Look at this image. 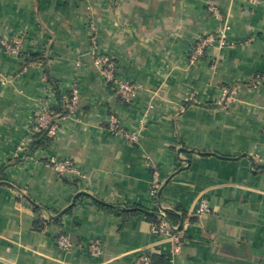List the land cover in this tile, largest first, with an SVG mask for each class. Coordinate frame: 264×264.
Returning <instances> with one entry per match:
<instances>
[{
    "label": "crops",
    "instance_id": "obj_1",
    "mask_svg": "<svg viewBox=\"0 0 264 264\" xmlns=\"http://www.w3.org/2000/svg\"><path fill=\"white\" fill-rule=\"evenodd\" d=\"M208 2L233 46L191 62L217 26ZM17 36L18 55L6 53L1 43ZM94 52L142 86L130 105ZM257 73L264 0H0V264H264V86L245 85ZM73 86L75 119H58L56 136L28 151L46 88L61 104ZM233 86L236 100L212 107ZM111 114L138 144L107 131ZM50 156L74 168L56 172ZM60 234L85 249L61 251Z\"/></svg>",
    "mask_w": 264,
    "mask_h": 264
},
{
    "label": "built area",
    "instance_id": "obj_2",
    "mask_svg": "<svg viewBox=\"0 0 264 264\" xmlns=\"http://www.w3.org/2000/svg\"><path fill=\"white\" fill-rule=\"evenodd\" d=\"M205 7L207 13L211 17H213L214 21L217 23V26L215 30L202 35L194 43L193 51L190 56L191 62H196L197 60L205 56L208 52L212 50V47L215 44H217V46L227 48L233 46V43L229 42L226 39L225 31L228 28L224 26L226 19L221 15V13L218 11V9L213 3L208 2ZM20 41V36H17V38H14L10 43H1V45L3 46L4 51L6 53L18 55L21 44ZM91 43L93 49H95L96 43L93 38ZM93 55L94 63L100 68L105 83L108 86L112 87L114 93L122 102L130 105L133 102L135 94L138 92V90L142 89V86L120 78L117 74V65L114 60L109 56L98 54L97 52H94ZM257 86L258 81L255 80L252 87L256 88ZM235 91L236 90L234 88L229 91L226 88L223 89V104L229 101V98H231L232 94H235ZM79 97L80 95L78 89L73 86L71 89L70 97L66 99L65 103H62V105H60L56 99V91L52 88L47 87L45 97L39 103L37 109L33 112L32 124L29 132L27 133L26 143L29 142V140L31 141V139L36 134H39L43 131L47 132V136L49 138L55 137L58 132V119H75L74 114L79 101ZM106 123L107 131L110 134L119 136L123 140L131 144H138L139 136L137 132L122 126L121 121L117 118L116 115H109L106 120ZM27 154H31L30 156H32V153L30 152H27ZM46 164L51 167L54 171L59 173H62L66 170H72L74 168V163L71 160L55 156L47 157ZM156 180L157 179L155 175L154 181ZM153 195H155V191L152 192V196ZM204 210H207V205L205 203H202L200 206V211L203 212ZM151 230L154 234L169 233L167 228L164 226H152ZM56 244L58 248L63 252H71L85 249V246L71 241L66 235L63 234H60L57 237ZM100 249L101 248L99 244H90L86 247L87 252L91 255H97L100 252ZM135 264H150L148 255H141L140 257H138L135 260ZM167 264H172V262L168 261Z\"/></svg>",
    "mask_w": 264,
    "mask_h": 264
},
{
    "label": "trees",
    "instance_id": "obj_3",
    "mask_svg": "<svg viewBox=\"0 0 264 264\" xmlns=\"http://www.w3.org/2000/svg\"><path fill=\"white\" fill-rule=\"evenodd\" d=\"M48 82L51 83L52 81L50 79H48ZM59 93L58 91H56V97H57V101L59 100L58 97ZM60 101V100H59ZM59 103V102H58ZM62 105V103L60 104ZM60 111V110H58ZM49 137L47 136V132L43 131L39 134H36L30 141L27 150H36L38 148H42L43 146H45V143L48 141ZM262 172L264 173V168H262ZM134 211L136 212H140V213H144L146 214V216L148 217L149 221L153 224H159L160 222V218L158 217V213L154 210H148L146 208L143 207H139L137 206L136 208H134ZM170 218V217H169ZM169 218L167 220H169ZM150 259V258H149Z\"/></svg>",
    "mask_w": 264,
    "mask_h": 264
},
{
    "label": "rangeland",
    "instance_id": "obj_4",
    "mask_svg": "<svg viewBox=\"0 0 264 264\" xmlns=\"http://www.w3.org/2000/svg\"><path fill=\"white\" fill-rule=\"evenodd\" d=\"M261 74V73H260ZM255 74L248 82L246 85V87L248 88H251V89H257L259 87H263L264 86V74ZM257 75V76H256ZM263 76V77H261ZM257 80L258 81V86L256 88H253L252 85L254 84V81ZM241 88V86H238V88ZM226 88V87H225ZM235 89V94H232L231 98H229V101L226 102L225 104H223V91L221 93V96L219 98H217V100L214 102V104L212 105V107H219V108H222V107H227L226 105H230L232 102H234L238 96V88L236 86H233V87H230V88H227V90H232V89Z\"/></svg>",
    "mask_w": 264,
    "mask_h": 264
},
{
    "label": "water",
    "instance_id": "obj_5",
    "mask_svg": "<svg viewBox=\"0 0 264 264\" xmlns=\"http://www.w3.org/2000/svg\"><path fill=\"white\" fill-rule=\"evenodd\" d=\"M251 159V158H250ZM181 228V226H179V229Z\"/></svg>",
    "mask_w": 264,
    "mask_h": 264
}]
</instances>
